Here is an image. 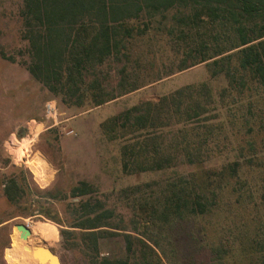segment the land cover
I'll use <instances>...</instances> for the list:
<instances>
[{"label":"trees","instance_id":"obj_1","mask_svg":"<svg viewBox=\"0 0 264 264\" xmlns=\"http://www.w3.org/2000/svg\"><path fill=\"white\" fill-rule=\"evenodd\" d=\"M21 16L25 69L63 105L97 106L143 86L128 44L152 28L170 37L177 71L205 62L211 78L225 81L216 92L207 82L187 84L105 121L108 133L126 136L125 173L180 163L194 169L157 183L149 196L142 185L131 188L139 192L132 222L134 230L143 225L142 238L112 224L115 207L103 199L77 202L69 226L79 229L87 264H178V230L202 219L195 231H184L201 251L191 264H242L244 257L264 264V0H22ZM139 19L141 25L130 23ZM215 157L219 163L204 166ZM89 186L79 181L70 194L85 196ZM20 191L16 177L5 179L7 201L17 203ZM248 208L254 212L246 218ZM217 210H226L233 226L236 216L243 222L236 225L237 244L236 235L219 237L217 229L219 241L207 245ZM119 234L125 254H101V241ZM60 235L69 247L75 232Z\"/></svg>","mask_w":264,"mask_h":264},{"label":"rangeland","instance_id":"obj_2","mask_svg":"<svg viewBox=\"0 0 264 264\" xmlns=\"http://www.w3.org/2000/svg\"><path fill=\"white\" fill-rule=\"evenodd\" d=\"M21 9L22 0H0V264H26L16 250L13 239L15 224L21 222L28 227H36L39 221L49 224L53 231L50 235L38 229L39 237L47 238L50 235L52 238L49 241L37 238L34 240L36 243L50 247L60 257L62 264H87L88 256L83 252L85 248L80 241L79 229L69 226L78 215L74 211L77 202L81 199L91 202L97 198L103 199L107 206L115 207L116 216L111 220L112 224L125 227L142 238L143 225L136 224L137 229L134 230L132 222L138 212L132 206L139 192L134 193L131 188L142 185V192L149 196L158 184L188 176L194 169L192 165L180 163L160 171L125 173L121 167L120 146L126 136L120 130L108 133L104 127L105 121L141 101L156 100L184 85L207 82L216 92L224 86L225 81L222 77L211 78L205 62L177 71L178 62L174 58L170 37L152 28L128 44L133 54L130 65L139 73V82L145 83L143 86L97 106L63 105L25 69L23 62L28 60V42L22 37ZM141 21L130 23L141 25ZM163 24L169 25L170 21ZM170 71L173 73L167 75ZM47 100H55L58 106L59 117L55 125L43 116V104ZM28 128L34 136V143L27 160L37 164L35 157H42L47 165L46 174L50 175L46 181L39 177L44 172L38 173L28 161H21L20 149L10 147L9 152L7 150V139L13 134L18 138L25 137ZM70 130L72 134L68 133ZM218 159L215 157L204 166L217 164ZM10 177H16L21 186L20 198L15 204L7 201L3 194V183ZM79 181L90 184L91 191L85 196H72L71 189ZM227 195L228 192L225 193ZM261 207L264 213L263 203ZM253 212L248 208L246 218L250 213L252 216ZM229 221L226 210L215 212L207 226L209 233L205 238L208 246L219 241L216 238L217 229L221 233L219 237L234 238L236 225L239 228L243 222L237 223L238 216L233 222L234 226ZM202 222L203 219L196 220L178 230L175 239L179 254L174 262L191 264L194 256L201 253L184 231L192 228L195 231L198 223ZM69 228L74 230L75 235L69 247H66L60 230ZM117 231L122 232V229ZM236 236L233 239L236 240L235 244L241 241ZM100 253L123 256L125 250L121 234L103 239ZM200 257L197 254L195 258ZM43 264H49V260L45 259ZM242 264H247L245 257Z\"/></svg>","mask_w":264,"mask_h":264},{"label":"bare ground","instance_id":"obj_3","mask_svg":"<svg viewBox=\"0 0 264 264\" xmlns=\"http://www.w3.org/2000/svg\"><path fill=\"white\" fill-rule=\"evenodd\" d=\"M35 124H37V123H35ZM36 127H38V126L36 125ZM25 143H27V142H24V144ZM19 156H21L20 158H23L21 153ZM35 158L38 159L37 164H33L34 161H32V160L28 161L27 158H26V160L23 159V161L24 162L28 161V163L34 167L36 172H38V173H40V171L44 172V173L40 174L39 177L41 180L46 181L50 177L49 173L46 174V171H48L46 168L47 165L44 162V160L42 159V157L38 156ZM35 226L36 227H34V226L29 227L31 230V233L28 235V237L26 239H23L21 237L22 233L17 228L15 229V231L13 233V239L15 241L16 250L20 254V256L22 257V259L25 261L26 264H40L37 257L33 254V249L36 246L43 245V244L36 243V241H34V240H37V238H41L44 241H49L52 238V236H50V235H51L53 229L49 224L39 221L36 223ZM38 229H40V230L42 229V231H44V232L47 231V233L49 232L48 234H50V235L47 234L48 235L47 238L39 237V235L37 233ZM24 246H26L27 248L25 249Z\"/></svg>","mask_w":264,"mask_h":264},{"label":"built area","instance_id":"obj_4","mask_svg":"<svg viewBox=\"0 0 264 264\" xmlns=\"http://www.w3.org/2000/svg\"><path fill=\"white\" fill-rule=\"evenodd\" d=\"M43 116L46 121L50 122V124L55 125L57 123L59 117V110L55 100H47L44 102ZM68 133L72 134L73 131L70 130ZM24 142L27 143L24 144ZM33 143H34V136L30 131V129L28 128L25 137L18 138L16 137V135L13 134L7 139V150L9 152V149H11L10 147L14 149H20L23 157L21 158V161H23L24 158L28 159L30 157V153L32 152L31 147Z\"/></svg>","mask_w":264,"mask_h":264},{"label":"water","instance_id":"obj_5","mask_svg":"<svg viewBox=\"0 0 264 264\" xmlns=\"http://www.w3.org/2000/svg\"><path fill=\"white\" fill-rule=\"evenodd\" d=\"M15 227L19 231H21L22 233L21 237L23 239H26L28 235L31 233L30 228L25 223H21V222L16 223ZM24 248L26 249L27 247L24 246ZM33 254L37 257L40 264H43V261H45V259L49 260V264H62L60 257L50 247L44 244L36 246L33 249Z\"/></svg>","mask_w":264,"mask_h":264},{"label":"crops","instance_id":"obj_6","mask_svg":"<svg viewBox=\"0 0 264 264\" xmlns=\"http://www.w3.org/2000/svg\"><path fill=\"white\" fill-rule=\"evenodd\" d=\"M38 126V125H37Z\"/></svg>","mask_w":264,"mask_h":264}]
</instances>
